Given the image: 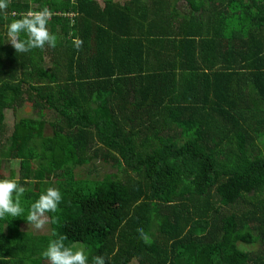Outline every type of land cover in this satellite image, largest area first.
Here are the masks:
<instances>
[{
  "label": "trees",
  "instance_id": "trees-1",
  "mask_svg": "<svg viewBox=\"0 0 264 264\" xmlns=\"http://www.w3.org/2000/svg\"><path fill=\"white\" fill-rule=\"evenodd\" d=\"M42 7L57 46L16 53L6 25ZM5 135L0 178L63 200L49 233L0 221V264H48L54 232L108 264H264V0H10Z\"/></svg>",
  "mask_w": 264,
  "mask_h": 264
},
{
  "label": "clouds",
  "instance_id": "clouds-1",
  "mask_svg": "<svg viewBox=\"0 0 264 264\" xmlns=\"http://www.w3.org/2000/svg\"><path fill=\"white\" fill-rule=\"evenodd\" d=\"M9 3L10 0H0V13L5 12ZM53 15L49 7L30 9L22 13L20 18L13 19L6 25V42H10L16 53H28L33 49L43 50L46 46L55 48L58 37L49 28ZM72 45L79 50L83 46V41L78 37L74 38ZM9 163L12 167L17 166L15 161ZM25 192L26 188L18 177L0 178V221L24 217L31 228L43 229L48 222L47 214L58 212L63 194L58 187H47L37 199L26 205ZM139 231L147 240L143 229ZM53 237L41 252L42 258L46 259L48 264H108V259L102 255L90 257L84 247L66 245L65 237L61 234L54 232Z\"/></svg>",
  "mask_w": 264,
  "mask_h": 264
},
{
  "label": "rangeland",
  "instance_id": "rangeland-1",
  "mask_svg": "<svg viewBox=\"0 0 264 264\" xmlns=\"http://www.w3.org/2000/svg\"><path fill=\"white\" fill-rule=\"evenodd\" d=\"M180 7H184L186 8V5L184 4V2H180L179 3ZM23 111V112H22ZM22 111L19 109L18 111H8L7 112V129H8V134L11 133V131L13 130V127H14V124L20 119L21 116L24 115V109H22ZM28 116L30 117H35L37 114H36V111L35 110H32L30 113H27ZM26 116V114H25ZM47 132L50 130L48 129V127L46 128ZM6 137L7 135L5 136H0V150L2 149L3 145L4 146H7V144H5V142H7L6 140ZM17 164V162H16ZM100 165V164H99ZM15 169H18V164L16 167H14ZM108 171H115V169H112L111 167L108 168ZM42 233H49L50 232V227L48 225V223L45 225V227L42 229L41 231ZM82 245H77V247H81Z\"/></svg>",
  "mask_w": 264,
  "mask_h": 264
},
{
  "label": "crops",
  "instance_id": "crops-1",
  "mask_svg": "<svg viewBox=\"0 0 264 264\" xmlns=\"http://www.w3.org/2000/svg\"><path fill=\"white\" fill-rule=\"evenodd\" d=\"M101 6H104L105 0H96Z\"/></svg>",
  "mask_w": 264,
  "mask_h": 264
}]
</instances>
